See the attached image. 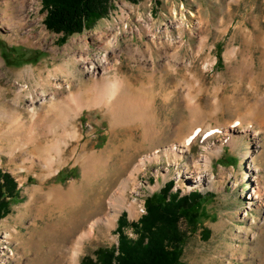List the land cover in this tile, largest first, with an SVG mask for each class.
<instances>
[{"label":"rangeland","instance_id":"obj_1","mask_svg":"<svg viewBox=\"0 0 264 264\" xmlns=\"http://www.w3.org/2000/svg\"><path fill=\"white\" fill-rule=\"evenodd\" d=\"M14 13L26 17L23 26L6 28L4 22ZM47 13L43 0H0V110H5L0 112V173L9 174L16 184L8 199L9 213L0 219V264H32L34 252L24 253L30 234L46 243L45 248L59 237L43 230L56 221V214L31 196L42 173L37 163L31 170L32 144L22 140L26 146L14 149V158L7 153L12 148L5 136L17 130L16 124L23 136L31 132L48 145L66 138L71 124L83 132L80 142L67 138L66 164L46 188L79 183V158L85 155L109 160L107 174L114 176V186L106 200L113 196L116 224L107 235L105 223L97 224L94 238L79 255L80 264L96 262L99 249H116L121 217L137 222L146 214V199L159 195L161 200V190L170 181L174 193L204 195L195 207L196 224L181 222L187 234L181 264H264V116L246 117L251 105L264 103V0H114L108 15L65 40L47 28ZM115 35L116 47L107 46ZM106 52V68L90 74L87 58L98 60ZM39 72L51 83H39L34 77ZM103 72L104 77L119 73V78H130L134 90L143 87L131 99L147 103L146 127L137 121L112 131L106 109L99 106L81 107L76 120L56 122L51 104L60 98L67 99V110L85 104L89 98L80 100L79 86L91 85ZM58 88L63 95L53 101ZM189 94L202 106L200 128L209 125L213 132L208 142L199 138L190 151L167 155L179 141V127L189 119ZM32 106L39 112H31ZM246 118L250 128L244 125ZM236 122L249 130L237 128ZM144 158L148 162L140 168ZM106 181L103 177L98 185ZM89 199L85 211L93 207V195ZM125 232L136 238L131 227ZM60 254L51 250L33 262L73 264L72 252Z\"/></svg>","mask_w":264,"mask_h":264},{"label":"bare ground","instance_id":"obj_2","mask_svg":"<svg viewBox=\"0 0 264 264\" xmlns=\"http://www.w3.org/2000/svg\"><path fill=\"white\" fill-rule=\"evenodd\" d=\"M25 18L26 17L22 15L19 16L15 15V13L12 14L11 16L9 15V17H7L6 20L9 22H4L6 24L5 27L9 29L19 28L23 26ZM116 43H117L116 35L115 37L113 36L105 42L107 46L114 45V48L116 47L115 46ZM161 45L162 44H160V46ZM170 45L175 46L176 41L171 40ZM87 60H88V64H90V66L87 67V69L91 72L90 74L93 75L100 70L101 71L104 70L106 68L105 65L109 63L107 52L104 56L98 58V60H92L90 59V57H88ZM142 69L143 68H141L139 71L142 72ZM34 74L35 73H33V75ZM53 74L55 75V73ZM42 75L43 73L39 72V75L35 74L34 77L35 79H37V81H39V83H51L50 80H47L48 78L45 79V76L43 77ZM104 75L106 74H104L103 72L101 76L96 78L94 77L91 85H87V83H83L82 85L84 87H82V85L79 86L80 100L85 101V99L89 98L88 102L85 101V104L83 102H81V104L80 103L75 104L69 110L66 109L67 99L62 100V98H60L61 100H58V103L56 105L51 104L52 105L50 106L51 111L54 113L56 112V114L58 115V119L56 122H58L59 120L61 121V119H66L67 117H69V119L76 120L83 113V110L81 111V107H84L85 109L88 110H93L94 108H97L99 106L100 108L106 109L107 111L106 114L110 118V126L112 128V131L114 130V127L120 125L121 126L130 125L131 123L137 121H139L140 124H143V127H146L145 125L147 123L146 120L150 118L147 112V108H148L146 106L147 103L145 105L134 102L131 99L132 97H134L133 95L135 92L138 95L139 94L141 95L143 93V87L134 90L132 87L133 82L130 80V78H127L126 76L123 78H119V73H115L113 76L104 77ZM69 87L70 88L67 91L68 98H72L73 88L72 86ZM60 90L58 88V90H55L53 92V94L55 95L53 101L55 100L57 101V98L63 95L60 93ZM263 104L251 105L247 109L246 117H249L250 119L251 118L255 119L261 115V117L263 118L264 116ZM200 105L201 104L199 103L198 98L196 99L194 96L189 94V102L187 105H185V109L188 111L189 114L188 116L189 119L186 120V122H183L179 127L180 130L178 132L179 141L177 145L170 147L165 154L167 155H169L170 153L177 154L178 150L182 151L181 153H183L185 150L190 151L199 138H202L203 140L208 142L209 140L208 137L209 135H211L212 129L210 128L209 125H207L205 127V130L203 131L200 128V123L203 122L202 119L200 118L201 117L200 107H202ZM0 112H5V110H0ZM31 112H39V111L35 110L33 107L31 108ZM126 112H130L132 114L131 117L126 118L125 117ZM237 121L239 122V120ZM246 122L247 123H244V125H247V128H250L251 126L248 125L250 124V120ZM244 125L243 123L240 124L236 122L235 126L237 128H243ZM16 128H17L16 131L12 132L10 130L8 135L5 136L8 137L10 141V146L8 147V149L12 148L11 149L12 151L11 152L8 151L7 153H9L14 158L13 150L26 146L24 144H21L22 140L27 141L29 145L32 144V148H33L32 152L35 157L34 156L30 157V163L32 165L31 170L35 168L37 163L41 167L42 173L40 172L41 174H37V177L40 180V182L36 188L34 187L31 196H33V198L35 199L38 198L37 199L38 201L39 200L43 201L44 206L43 205L42 206L48 208L51 211V213L53 212V214L54 213L56 214L57 216L55 217L57 218L56 221L55 222H53V220L51 222L49 221V223H47L46 226H44L43 230H49L59 236L58 240L56 241L57 243H55L56 245L53 244L45 248L46 243L45 244L42 243L40 238L35 237L36 235L30 234L27 239L28 240L27 245H25L26 248L24 247V251H25L24 253L34 252V256L32 255V258L29 260V262H32L33 264L36 261L39 262L40 258L44 257V255L47 252H50L51 250H55V251L59 250V253H61L60 256L64 254H68V252H72L70 257L71 263L80 264L79 255L83 251V247L86 241H90L92 238H94L97 224H99L100 222L105 223V235H107L108 232H111L116 224V215H114V211H116L114 209H116V207L114 206L115 201L113 199V196H111L110 202H107L106 200L114 186V176H109L107 174L109 160L108 158L105 157L104 158L98 157L94 153L85 155L84 157L79 158L80 162L82 163L81 180L79 183L78 181H73L70 184V186L67 188L64 187L63 185H52L46 188L45 185L48 179L56 175L60 171V168L64 166V164H66L64 155L66 153V150L68 149L67 146H69L68 143L69 139L67 140V138L80 142L84 137L83 132L79 127L76 128V126L71 124L70 131L66 135V138L60 137L61 140H57V142L54 143L53 145L51 144L48 145L47 143L42 142L40 138L32 137L31 132L30 135H28V137L23 136L22 135L23 131H20L19 133V129H20L19 124H16ZM244 128L245 131L249 130L246 127ZM49 132H52L53 134L55 131L53 132L50 129ZM147 132L148 131H146L145 129L144 131L145 136ZM53 153L54 155H52ZM208 157H209L208 155H205L202 158L206 162L208 160ZM155 158L157 159L156 155L154 159ZM145 160L146 159L144 158L140 161V166H139L140 168H144L146 166L148 160L147 162H145ZM103 177H105L107 181L104 184V186H99L98 185L99 181ZM83 183L84 184L86 183L85 186ZM87 188L88 189L90 188L88 197L90 198V196L93 195V199H92L93 207L92 209L85 211V209H87L88 207L86 201L88 202L90 201V199L84 194ZM34 200L32 202H34ZM67 214L69 216L73 214L74 215L71 216V218L68 221H65L66 219L64 220V216H66L65 218H67ZM11 235L13 236V234Z\"/></svg>","mask_w":264,"mask_h":264},{"label":"trees","instance_id":"obj_3","mask_svg":"<svg viewBox=\"0 0 264 264\" xmlns=\"http://www.w3.org/2000/svg\"><path fill=\"white\" fill-rule=\"evenodd\" d=\"M114 0H43L47 11L45 25L54 33L66 37L82 33L109 14ZM138 3L142 0H129ZM174 182L165 184L159 195L146 199V214L137 222H128L125 215L119 221V245L116 249H99L97 261L89 264H181L187 234L181 222L195 225V207L204 198L198 191L183 195L172 191ZM16 184L9 174L0 173V219L9 213V198ZM131 227L136 238L128 236Z\"/></svg>","mask_w":264,"mask_h":264}]
</instances>
